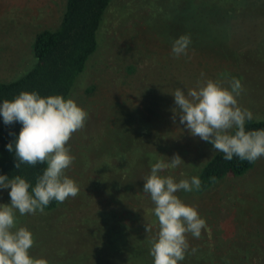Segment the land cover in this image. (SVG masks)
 Wrapping results in <instances>:
<instances>
[{
	"label": "rangeland",
	"instance_id": "obj_1",
	"mask_svg": "<svg viewBox=\"0 0 264 264\" xmlns=\"http://www.w3.org/2000/svg\"><path fill=\"white\" fill-rule=\"evenodd\" d=\"M64 2L0 0V79L15 78L31 66L35 32L57 26ZM182 35L190 36L188 54L175 57L171 51L173 42ZM97 40L95 52L68 97L89 114L85 127L69 141L76 159L66 175L78 184L79 194L58 203L51 211L23 216L17 212L16 227H27L33 233L35 244L30 253H39V258L47 259L49 264H57L55 257L64 260L62 264L71 259L73 264H153L149 237L158 230L153 210L146 209L148 215H138L121 210L111 204V199L96 205L87 201L93 187L81 184L93 176L89 172L92 155L106 151L94 164L102 169L111 164L108 158L131 164L132 153L126 148L133 142L130 135L139 124L150 130L153 137L150 145L166 162L179 154L185 163L190 161L199 166L214 152L211 143L191 135L180 123L179 115L173 121V110L179 113L177 105L163 104L167 110L164 112L150 103L153 121L146 124L144 116L151 114L145 110L143 101L151 98L153 86L163 83L162 76L183 79L180 84H184L185 92L207 79L227 82L238 78L244 88L238 97L240 106L249 109L253 117L264 118V0H111L102 16ZM91 83L96 87L86 93ZM130 116L131 124L119 118ZM159 116L169 118L162 121ZM114 151L120 153L110 154ZM84 155L88 158L81 159ZM181 169L184 163L166 169L162 175L176 180V176L182 177ZM129 176L128 182L133 178ZM10 190L0 189V204L11 203ZM104 193L109 197L108 189ZM176 195L185 204L195 206L207 224L199 239L187 235L189 252L178 264L264 263L262 246L247 248L252 242L264 245V157L244 174L226 176L202 193L181 191ZM127 203L135 204L133 200ZM78 207H84L87 213L84 232L76 228L80 224L79 214L74 213ZM101 208H106L108 214H100ZM99 221L119 230L103 234L105 241L106 238L121 241H117V248L112 242L103 245L105 258L99 257L97 248L90 252L99 245L91 241L89 250L76 249L84 242L86 231L92 238L101 235L95 227ZM146 223L153 225L152 233L146 232ZM119 226L128 231L129 237L127 232L126 238L123 237ZM139 236L145 237L140 243Z\"/></svg>",
	"mask_w": 264,
	"mask_h": 264
},
{
	"label": "clouds",
	"instance_id": "obj_2",
	"mask_svg": "<svg viewBox=\"0 0 264 264\" xmlns=\"http://www.w3.org/2000/svg\"><path fill=\"white\" fill-rule=\"evenodd\" d=\"M190 43L187 35L175 39L173 55L186 56ZM243 91L241 80L235 77L227 82L207 79L187 92L177 88L172 95L179 113L173 110V121L179 115L180 123L191 135L211 143L216 152L223 153L224 160L231 161L235 156L254 163L264 157V129L246 131V121L253 119V113L238 102ZM0 116L5 125L22 124L18 137L7 145L9 152L15 151V167L47 164L34 188L21 175L11 179L0 175V189H11V203L0 204V264H49L45 258L30 255L35 238L27 227H16V213L21 216L34 215L37 211L44 213L51 201L63 203L79 194L78 184L66 175L76 159L69 141L75 132L85 127L89 114L72 98L43 97L35 91H24L0 104ZM183 163L179 154L171 157L170 162L159 158L151 164L150 174L143 178V192L150 195L158 221V230L149 237L153 264L183 261L190 248L187 235L199 239L207 227L197 208L185 204L176 195L181 191H200L201 179L192 176L176 182L172 176L161 175L166 169H175ZM210 179L216 180L215 177ZM145 230L152 233L153 225L146 223ZM191 251L194 253L196 249Z\"/></svg>",
	"mask_w": 264,
	"mask_h": 264
},
{
	"label": "trees",
	"instance_id": "obj_3",
	"mask_svg": "<svg viewBox=\"0 0 264 264\" xmlns=\"http://www.w3.org/2000/svg\"><path fill=\"white\" fill-rule=\"evenodd\" d=\"M110 2L111 0H65L63 13L57 26L53 28L44 27L35 32L31 47L33 56L31 66L24 73L15 78L0 79V103H3L4 100H13L17 95L24 91H35L43 97L62 95L67 99L78 77L85 70L89 57L97 48L98 30L102 16ZM162 78V84H154L155 86L152 87V96L148 102L147 100L143 101L145 110L151 114L144 116L147 125L149 122L153 121V119H151L153 112L151 111L152 105L150 103H154L166 112L167 110L163 108L162 105L176 106L175 98L172 93L177 88L182 89L184 85L180 84V81L183 79L178 81L177 78L169 75L168 78L165 76H162ZM95 87L96 84H89L86 88V93L93 92ZM156 106H154V108H156ZM119 118L126 121L127 124H131L133 121L132 116L124 119L121 117ZM147 118L149 120H147ZM168 118L169 117L159 116L158 120L161 119L163 121ZM138 122H140V120H138ZM21 128L22 124L19 122L11 125H5L4 121L0 122V175H7L10 179L14 178L16 175H21L29 181L31 188H34L37 177L43 174L47 164L38 163L35 166L24 164L21 165L20 169H17L15 167L17 162L15 151L13 150L12 152H9L7 149V145L10 142H14L18 137ZM144 128L145 127H140L139 124L138 127L132 130V135L129 134L133 138V142L126 149L129 153H132L130 158L131 161L129 159L131 164L124 161L120 163L118 158L107 157L111 164L108 168L105 167L102 169L99 165L96 167L94 164L97 162V159L101 160L102 156L107 154L106 151L95 152V155H92L93 160L92 164L89 165V172L93 174V176H88L81 184L82 187H85L88 184L93 187V189H91V196H87V201H89L91 205L99 203L104 204L106 199H111L113 201L111 204L119 206L121 210H126L127 212L133 211L138 215H148L146 209H149L150 211L154 209L155 205L152 202L150 195L143 192V186L145 183L143 178L150 174L151 164L155 163L157 159L161 158V156L157 153V149H154V147L150 145V142L153 141L150 130H144ZM245 129L246 131L264 129V118L253 117L252 120L246 121ZM125 144L123 143L122 146L124 147ZM110 151L111 150L107 152ZM117 153H120V151H114L110 154L115 155ZM207 157L199 166H195V164L190 161L184 163V169H181L180 174L182 177L178 179V176H176L177 179L175 181L177 182L182 178L190 179L192 176H198L202 181L201 190L192 191L193 193L198 194L206 191L226 176L244 174L255 163H250L246 160L241 161L235 156L231 161H227L223 159V153L216 152L215 150L208 158ZM87 158L88 156L84 155L81 159ZM130 174L131 177L133 175V178L128 182L126 180L129 179ZM211 177L216 178L215 182L210 179ZM123 187L125 188L124 190H122ZM31 188L29 189L30 192ZM105 189H108L110 192L108 195L109 197H106L104 193ZM131 200H133L135 204L127 203ZM122 201H124V203ZM58 203L59 202L55 200L51 201L50 204L45 207L44 211L55 209L58 206ZM108 203L110 202L108 201ZM86 206H88V204H86ZM78 209L74 212L79 214L80 224H78V226L76 225V228H79V230L81 229V231L84 232V222L86 221L87 213H85L84 207ZM100 214H108L107 209L101 208ZM95 227L96 229H100L101 235H96L92 238V236L89 237V233L86 231L84 238H82L84 242L78 244L76 249L89 250L91 241L93 244L99 245L98 247L97 245L94 246L90 252H94L95 248H97L96 250L100 253L99 257L105 258L106 254H104L105 249L103 245L112 242L115 245L114 247L117 248V241L119 243L121 241L118 238L112 240L106 238L105 241L103 234H114L118 233L119 230L117 229V226L113 227L105 221H99ZM119 227L123 237L126 238L125 232L128 233V231L121 226ZM144 239L145 237L139 236L138 243ZM128 241L129 240L127 239L124 242L126 246L128 245ZM247 245V248L250 249L257 247L260 248L262 246L261 250L264 251V245L258 246L254 242L250 244L248 243ZM126 246L124 247L125 249ZM108 247L109 246H107V248ZM72 251L77 252L76 250ZM110 251H112V249ZM41 254L43 255V253ZM30 255L39 258V253H30ZM55 260H57V264H62V261H64L59 258L57 259L56 257ZM67 264H73V260H69Z\"/></svg>",
	"mask_w": 264,
	"mask_h": 264
}]
</instances>
